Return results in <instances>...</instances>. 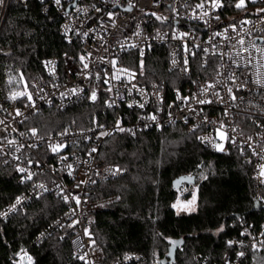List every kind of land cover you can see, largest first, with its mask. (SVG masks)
<instances>
[{
  "label": "built area",
  "instance_id": "obj_1",
  "mask_svg": "<svg viewBox=\"0 0 264 264\" xmlns=\"http://www.w3.org/2000/svg\"><path fill=\"white\" fill-rule=\"evenodd\" d=\"M30 1L0 0V33L11 6ZM37 1L45 15L58 14L68 49L44 56L42 73L27 79L17 64L5 60L9 50L0 48V159L16 167L19 182L27 185L0 210L2 221L32 199L52 194L65 202V211L31 244L62 229L81 264H150L136 251L106 260L91 228L96 214L122 197L92 194L99 182L126 171L100 157L108 136L120 129L136 135L170 124H183L210 150L223 144L218 152L249 155L255 200L264 204V0H244L242 7L236 6L240 0H218L219 7L213 6L215 0ZM160 46L172 75L167 79L142 82L141 70L119 62L124 52L135 51L144 63ZM101 92L106 94L102 120L52 131L28 124L44 108L62 112ZM190 191L197 193V182L181 184L171 206L182 207ZM228 244L236 252L224 253L216 264H242L248 249L264 246V221L245 224ZM25 254L22 250L18 256ZM194 261L210 264L201 254Z\"/></svg>",
  "mask_w": 264,
  "mask_h": 264
},
{
  "label": "trees",
  "instance_id": "obj_2",
  "mask_svg": "<svg viewBox=\"0 0 264 264\" xmlns=\"http://www.w3.org/2000/svg\"><path fill=\"white\" fill-rule=\"evenodd\" d=\"M59 22L57 13H43L37 0L27 6H11L0 33V48L9 50L5 60L17 64L27 79L42 73L44 56L68 49L59 34ZM119 62L141 70L142 82L172 76L166 70L167 58L161 46L149 52L144 63L135 51L124 52ZM95 86L102 91L101 82ZM105 95L101 92L95 99L89 95L62 112L44 108L29 117L28 124L39 131L62 129L69 123L88 126L102 120ZM100 157L126 169L118 178L99 182L92 194L119 193L122 197L118 204L98 212L91 228L107 261L136 251L150 264H196V254L208 256L209 263L216 264L224 253L236 252L228 240L245 224L259 226L264 221L262 210L250 211L256 199L253 159L236 150H210L183 124L136 135L116 132L105 139ZM183 174L196 176L194 211L179 212L171 206L176 197L173 180ZM26 189L27 185L19 182L17 168L0 159V210ZM65 208L60 197L47 194L32 199L8 220L0 219V264H81L72 256L69 237L62 238V229L31 244ZM169 240L179 242L173 261L168 256ZM22 250L26 254L19 257ZM242 264H264V246L248 249Z\"/></svg>",
  "mask_w": 264,
  "mask_h": 264
},
{
  "label": "water",
  "instance_id": "obj_3",
  "mask_svg": "<svg viewBox=\"0 0 264 264\" xmlns=\"http://www.w3.org/2000/svg\"><path fill=\"white\" fill-rule=\"evenodd\" d=\"M195 182H196V176L194 174H183V175H179L173 180V187L175 189H178L179 186L183 183H195ZM263 208H264V204H260L258 200H255V203L253 207L250 209V211L261 210ZM169 241L171 242V247L168 256L170 257L169 261H173L175 260L176 257V247L179 245V242L173 240H169ZM159 263H166V260H159Z\"/></svg>",
  "mask_w": 264,
  "mask_h": 264
},
{
  "label": "snow or ice",
  "instance_id": "obj_4",
  "mask_svg": "<svg viewBox=\"0 0 264 264\" xmlns=\"http://www.w3.org/2000/svg\"><path fill=\"white\" fill-rule=\"evenodd\" d=\"M57 3H59V0H57ZM244 5V0H240V2L236 5L237 7H242ZM203 5H198V7H202ZM213 6L214 7H219L220 5H219V2H218V0H215V3L213 4ZM241 44H243V41H241L240 42ZM86 66V65H85ZM259 82V81H258ZM231 91V90H230ZM93 99H95V93H93V97H92ZM152 119H155V117H152ZM121 131H123L124 129H120ZM221 139H226V137L221 133ZM59 147H61V146H55L54 148H53V151H57L58 149H59ZM214 147H216V149L218 150V151H223L224 150V146H223V144H215L214 145ZM21 171H24L23 169H21ZM30 178V177H29ZM20 203V200L18 199L17 200V204H19ZM77 203H79V200L77 199ZM194 203H195V195H193V199H192V201H190L189 202V204L190 205H194ZM174 207H175V205H174ZM188 210H192V211H194L195 209H194V207L193 208H190V209H188ZM6 215V214H5ZM240 256H243L244 254L243 253H240L239 254ZM29 259V261H31V258L29 257L28 258Z\"/></svg>",
  "mask_w": 264,
  "mask_h": 264
},
{
  "label": "rangeland",
  "instance_id": "obj_5",
  "mask_svg": "<svg viewBox=\"0 0 264 264\" xmlns=\"http://www.w3.org/2000/svg\"><path fill=\"white\" fill-rule=\"evenodd\" d=\"M117 67L120 68V67H122V66H121V65H117ZM193 195H195V203H194V205H189L188 202L192 201V199H193ZM190 196H191V197H190ZM185 198H186V199L189 198V200L186 201V202H184L183 206L180 207L179 209H176V210L179 211V212H189V211H192V210H188V209H190V208H193V207H194V209H196V207H197V193H194L193 191H190V192H188V194L186 195ZM156 264H157V263H156Z\"/></svg>",
  "mask_w": 264,
  "mask_h": 264
}]
</instances>
